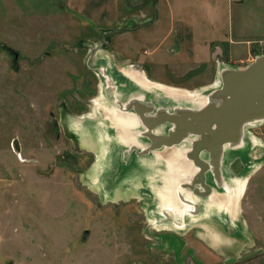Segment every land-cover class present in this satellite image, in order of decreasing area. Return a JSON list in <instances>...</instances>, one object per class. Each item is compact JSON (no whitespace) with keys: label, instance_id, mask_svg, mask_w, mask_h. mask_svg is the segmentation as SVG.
<instances>
[{"label":"rangeland","instance_id":"rangeland-1","mask_svg":"<svg viewBox=\"0 0 264 264\" xmlns=\"http://www.w3.org/2000/svg\"><path fill=\"white\" fill-rule=\"evenodd\" d=\"M143 1L120 0L124 22L130 23L115 26L108 32L117 33L105 37L107 31L61 7L59 0H0V264H169L167 249L160 250L153 237L158 222L147 177L124 185L127 201L121 199L125 195L119 183L100 182L108 172L119 181L130 172L133 179L147 174L137 160L148 141L137 132L143 146L117 147L119 153L113 143L111 167L106 172L101 165L95 183L96 154L81 150L72 124L96 116L97 123L105 125L103 133L114 136L101 118V105L117 107L132 99L155 103L138 85L146 83L163 98L151 76L165 81L160 82L162 88L200 92L206 99L218 89L223 70L244 68L264 55V33L257 30L264 23V0H244L240 9L229 8L224 22L230 35H215V40L204 39L211 34L191 15L198 9H182L199 39L169 35L156 55L166 52L174 65L160 66L142 62L157 48L165 28L160 26L155 35H136L146 18L132 7ZM239 11L246 16L240 19ZM178 16L175 13L176 21ZM125 28L134 30L119 35ZM187 103L185 99L176 105L193 107ZM168 150L157 156L154 180L168 175ZM151 152L143 157L154 158L157 153ZM228 161L231 175L247 180L239 208L251 225L256 247H261L257 252L255 247L245 249L239 261L229 264H264V121L245 126ZM184 182L179 179L173 190ZM136 194L146 197L148 207L143 208ZM197 216L185 215L183 228L196 224ZM168 217L181 222L182 216ZM173 248L179 251L178 241ZM179 256L170 264H180ZM183 264L220 261L213 251L196 254V261L188 257Z\"/></svg>","mask_w":264,"mask_h":264},{"label":"crops","instance_id":"crops-1","mask_svg":"<svg viewBox=\"0 0 264 264\" xmlns=\"http://www.w3.org/2000/svg\"><path fill=\"white\" fill-rule=\"evenodd\" d=\"M244 2V0H144L143 3H140L138 6L132 7L134 8V10H139L143 18H146L139 24V26L135 30L136 35H155V31L158 30L160 26L165 25V28H163V31L161 32V34H159L164 35L162 37V40L157 44V48L155 50H151L150 52L146 53L147 55L142 58V62L148 65H174L173 63H171L172 60H170L169 56L166 55V52L162 53V55H156V53L160 50L163 41L166 40L169 35H195L196 29L192 26L191 23H189V20L187 19L188 16H184V14L186 13L184 11H181L182 9L196 8L199 10L196 11L198 14L193 13L191 15L195 17L197 16L196 22H199L202 25V28L207 31V34H211V36H207L204 39L211 40L215 37V35H230L229 28L228 26L226 27V24L224 22L225 16L227 15L229 8L233 10L236 6L240 9L241 7H243V4H245ZM59 3H64L65 6L61 4V7L63 6L65 8H69L73 13H76L85 18L87 23L90 24L92 27L107 32L108 30L113 29L115 26L121 25V23H125L127 25L128 23H130V20L124 22L127 16L125 17V11L120 6V0H59ZM242 11L245 12L244 9H242ZM177 12L179 16L176 21L175 13ZM144 13L147 14V17ZM189 13L190 11L187 14L189 15ZM242 14L243 13L240 12V19L246 16L247 13H244V16H242ZM175 21L178 25L175 24ZM260 24H262L263 26H259L257 30L261 33H264V23ZM249 27V25L248 27H245L244 31L246 29H249ZM132 30H134V28H125V32L119 35H131ZM194 39L198 40L199 38H195L194 36ZM213 40H215V38ZM164 59L166 60L164 61ZM151 78L154 80V82L156 81L154 84L157 85H162L160 82H165L164 80H161V78H157L155 76H151ZM154 88H156V90H160L158 89V87ZM164 92L162 94L165 97L167 93ZM151 103H153L156 108L163 107L168 111L171 109L161 105H157L156 102ZM95 118L97 117L91 116L89 118H79L77 120V123L72 124V128L74 129V133L76 134L78 139L81 140V150H86L88 152L96 154V161L98 162V164L97 166H93V172H96L97 168L99 172L101 168L100 163L102 160L104 161L107 159L108 154L105 157H101V145L97 141L96 131L97 128L102 129L105 125H103V123L102 126H100V124L97 123ZM101 118L107 121V119L103 116ZM83 126H86L87 128L83 130ZM169 126L170 125L167 124L164 125V127L162 128L163 130H166ZM109 128L111 127L109 126ZM139 128L141 129V126ZM92 130H94V132L91 134ZM109 135L111 136V134ZM90 144L92 145V147H90ZM231 148L225 150L224 156L218 168L219 173L217 176H215V174H213L211 170H208L205 173V181L209 185H211L214 190H216L217 188H221L222 190L226 191V193L230 191V188L226 183V176H232L231 174H233L234 172L230 171V164L228 163ZM164 149L165 148L161 149L160 151H155V153L160 155ZM226 155H228V158H226ZM143 156L138 159L143 158ZM151 159V171L155 170V168L159 169V157ZM225 159L226 162H224ZM154 173L155 172H153V174ZM129 174H132V172L125 174V176L122 177L123 180L120 181L109 178V172L108 176H104V178H102L100 181V179H98V174H96L97 181H95V183H98L99 181L102 184L119 183V187L122 188L120 190L122 194L125 195L122 196L121 199L127 201V196L129 193L126 194V189L124 190L125 192H123V189L125 188L124 185H131V183L134 182H141L142 179L146 177V174L143 173V175L141 174L142 176L139 175L136 177V179H133L134 175L131 176ZM93 176L95 175L93 174ZM154 181L156 185L161 186L164 184V177L161 176L155 179ZM147 184L150 185V182L148 180ZM129 188L130 192H132L133 188ZM139 195L140 194H136L135 197L140 200L144 208L145 206H147V199L143 196L138 197ZM152 198L155 200L156 209H160L158 208L159 205L157 204L156 198L154 196H152ZM204 200L211 206H214V204L216 203L212 199V195L206 199L199 198L198 201H196L200 206V213L197 216L198 219H196L198 222L194 225H191V227H186V229L174 228L171 225L172 219H170L169 217H165V213L163 214L162 209L159 212L156 211V209L155 211H152L153 214L156 213L158 223L162 224L159 225L160 228H156L157 231H152L153 237L155 239V244L158 247H161L160 250L167 249V252L164 254V258L169 261V264L171 263L170 259L173 257H180L179 254L182 257L180 264H183V262L188 257H191L194 261H196V254H212L213 251L215 252L216 257L219 259L220 264H229L230 262L235 263L236 261H239L243 257V255L246 254L245 249H251L255 247L253 251L257 252L261 248L260 246L256 247L257 241L252 239V229L250 227L251 225L249 226V224H247L244 220L241 208H239V201L238 209L233 214L231 210L228 209L229 204L226 201L218 203L216 206H219V208L211 207V210L214 211H211L210 213H204V209L201 203V201ZM174 220L177 221L179 219L176 220V218H174ZM174 238H176L177 240H174ZM175 241L179 242L180 248L178 252L174 250L171 251V248L174 249L173 245H175Z\"/></svg>","mask_w":264,"mask_h":264},{"label":"water","instance_id":"water-1","mask_svg":"<svg viewBox=\"0 0 264 264\" xmlns=\"http://www.w3.org/2000/svg\"><path fill=\"white\" fill-rule=\"evenodd\" d=\"M113 33L107 32L105 37ZM118 105L115 108L136 117L142 128L138 137L148 141L146 148L138 152L141 156L189 142L184 157L191 164L190 174L195 171L192 177L181 178L185 182L180 187L188 189L197 198H209L213 187L205 181V173L211 170L217 176L225 150L240 144L245 126L264 121V55L256 56L244 68L223 70L218 89L212 91L199 107L176 105L168 111L141 99L119 102ZM167 124L170 126L163 130ZM194 185H200L202 189ZM178 196L192 207L180 214L181 222L172 220L183 224L185 215L200 213V206L183 197L181 192ZM164 213L167 217L171 212ZM159 225L154 228H160Z\"/></svg>","mask_w":264,"mask_h":264},{"label":"bare ground","instance_id":"bare-ground-1","mask_svg":"<svg viewBox=\"0 0 264 264\" xmlns=\"http://www.w3.org/2000/svg\"><path fill=\"white\" fill-rule=\"evenodd\" d=\"M138 85L141 91L146 92L151 97V99L156 101L157 105H161L167 108H170L171 106L176 104H182V102H184L185 99H188L189 103L187 104L193 105V107L201 106L205 102V97L201 95L200 92H194V91L183 92L178 90H170L167 88H162L161 87L162 85H159L158 87V89H160L159 91L161 92L165 91L164 93H167V95H165V97L162 98L160 97V95H154L155 93L151 92L152 91L151 89H153V87L150 86L149 88H147L148 86L146 83H144L143 85L141 81L138 82ZM101 107L103 108V112H102L103 117L107 119L109 126L114 130V136H110L107 133H103L104 128L102 129L97 128L96 131L97 141L101 145V151H102V153H100L101 157H105L108 154L107 159L104 161L102 160L100 163V165H102V169L107 171L108 168L111 167L110 162L113 160L114 152L116 153L115 147L110 144L114 143L117 148V147H126L129 145H136L138 147H142L143 143L136 136L137 132L139 131L138 129H140L139 128L140 124L137 122V119L133 114L120 111L112 106L101 105ZM86 128H87L86 126L82 127L83 130ZM90 147H92V145ZM188 148H189V142L183 141L182 143L169 148L170 150L166 152L165 158L169 162L168 175L167 177L164 178V184L161 186L156 185L153 175L151 174L152 168L150 167V161L152 159L143 157L137 160L139 164L141 165L144 164L142 167L146 168L143 170L144 172L146 171L147 173L146 177L147 180L150 182L149 186L151 188V192L153 193V196L156 198L157 204L159 205L158 208L160 209H156V211L158 212L162 209L163 214L165 211H169L172 213V215L175 214L176 216H179L180 214L183 213L184 210L190 208L191 206L184 204L183 201H181V199L179 198L178 194L180 192H182L183 197L191 201H198L199 199L193 196L188 190L182 189L181 187L179 188L176 187L173 190L174 183H178L179 179L181 178L189 177L190 172L192 170L190 166L191 164L188 163L184 157V153L188 151ZM118 150L119 149L117 148V151ZM157 156H161V154L160 155L155 154V157L153 156L154 159ZM227 157L228 155H226V158ZM93 174L96 177V174H98V168L96 169V172L94 171ZM176 174L178 175V179H175ZM173 178L175 179V182L173 181ZM96 181H97V177H96ZM226 183L230 188V191L228 193L226 192L221 193L218 191H214V193L212 194V199L216 202L214 206H211L205 200L201 201L204 209V213H210L211 211H214L211 210V207L219 208V206L216 205L224 201L228 202L229 204L228 209H230L233 214L235 213V211H237L238 201L245 191L247 180L243 177H233L227 175ZM154 221L155 220H153V222ZM174 222L175 221H171V225L177 229H181L186 225V224L182 225L181 223H174Z\"/></svg>","mask_w":264,"mask_h":264}]
</instances>
